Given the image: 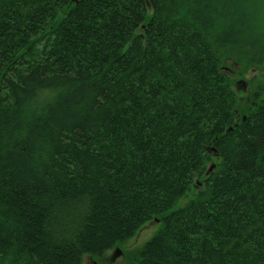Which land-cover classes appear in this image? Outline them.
<instances>
[{
    "label": "trees",
    "instance_id": "16d2710c",
    "mask_svg": "<svg viewBox=\"0 0 264 264\" xmlns=\"http://www.w3.org/2000/svg\"><path fill=\"white\" fill-rule=\"evenodd\" d=\"M230 61L264 65V0H0V264L153 219L125 264H264V92Z\"/></svg>",
    "mask_w": 264,
    "mask_h": 264
},
{
    "label": "rangeland",
    "instance_id": "374dc122",
    "mask_svg": "<svg viewBox=\"0 0 264 264\" xmlns=\"http://www.w3.org/2000/svg\"><path fill=\"white\" fill-rule=\"evenodd\" d=\"M232 70L233 78L239 82L237 83L236 89L241 97L245 96L248 92H259L261 88L262 92H264V65L262 66H254L249 68L248 70L240 68V66L234 64L230 61L228 65ZM264 97V93L262 94ZM194 186V185H193ZM196 188L192 187L188 190L187 194L180 198L170 209L169 211L175 210L179 207L184 206L190 199H193L196 196ZM151 222V221H150ZM150 222L146 223L135 235L133 238L129 239L125 243L119 245L118 247L121 248L119 251L123 253H127L132 249H136L144 245L152 235H154L161 222L159 221L158 224ZM116 249L108 251L104 257L101 259L93 258L88 255H84L82 264H125L126 258L122 254H114Z\"/></svg>",
    "mask_w": 264,
    "mask_h": 264
},
{
    "label": "water",
    "instance_id": "95a60500",
    "mask_svg": "<svg viewBox=\"0 0 264 264\" xmlns=\"http://www.w3.org/2000/svg\"><path fill=\"white\" fill-rule=\"evenodd\" d=\"M215 167H216V163H215V162H211V163L209 164V166H208L206 172H205V176H206V177H207V176H210V175L212 174V172L214 171ZM201 186H202V182L198 180V181L196 182V184H195L194 187H196V189H197L198 187H201ZM159 221H160L159 219H153V220L150 222L149 225H151L152 223H154V224L156 225V224H158ZM115 249H116V252H114V254H116V255H117V254H122V255L124 256L123 252H122V251H119V249H120L119 247H116ZM120 250H121V249H120Z\"/></svg>",
    "mask_w": 264,
    "mask_h": 264
}]
</instances>
